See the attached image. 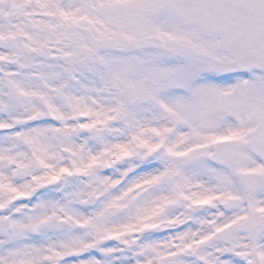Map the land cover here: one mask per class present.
Returning a JSON list of instances; mask_svg holds the SVG:
<instances>
[{
  "label": "snow or ice",
  "instance_id": "obj_1",
  "mask_svg": "<svg viewBox=\"0 0 264 264\" xmlns=\"http://www.w3.org/2000/svg\"><path fill=\"white\" fill-rule=\"evenodd\" d=\"M0 264H264V0H0Z\"/></svg>",
  "mask_w": 264,
  "mask_h": 264
}]
</instances>
